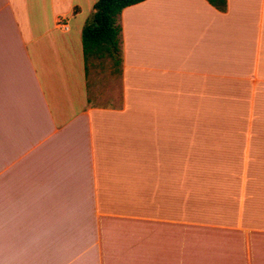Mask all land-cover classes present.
Instances as JSON below:
<instances>
[{
    "label": "crops",
    "instance_id": "0c3cea01",
    "mask_svg": "<svg viewBox=\"0 0 264 264\" xmlns=\"http://www.w3.org/2000/svg\"><path fill=\"white\" fill-rule=\"evenodd\" d=\"M96 1L0 0V264H264V0L126 6L111 69Z\"/></svg>",
    "mask_w": 264,
    "mask_h": 264
},
{
    "label": "trees",
    "instance_id": "16d2710c",
    "mask_svg": "<svg viewBox=\"0 0 264 264\" xmlns=\"http://www.w3.org/2000/svg\"><path fill=\"white\" fill-rule=\"evenodd\" d=\"M143 0H97L94 11L87 19L82 29L84 55L104 51L120 63L121 25L119 15L121 10L129 5ZM220 11L226 9L227 0H207Z\"/></svg>",
    "mask_w": 264,
    "mask_h": 264
},
{
    "label": "rangeland",
    "instance_id": "374dc122",
    "mask_svg": "<svg viewBox=\"0 0 264 264\" xmlns=\"http://www.w3.org/2000/svg\"><path fill=\"white\" fill-rule=\"evenodd\" d=\"M113 60H115V62L113 63L110 59H108L107 56L103 57L102 60V64H100V68L103 69H111L110 67L112 66V68H117V62H116V56H114ZM175 168L177 169V171L175 172H165V173H150V174H154L155 175V192L156 193H160L163 196L168 195L169 197V193L170 191H177L178 193V199L183 201V204H187V194H186V186H189L191 183L195 182V185L197 186V179L198 178V173H192V172H187V166L186 165H180V163H178L177 166H175ZM202 183H200L201 185ZM202 186V185H201ZM204 191L206 193L212 191L215 192L216 189L214 188H195L193 190L192 193H194L196 195V193L200 192L199 194H203L201 191ZM199 197V195H198ZM192 206L190 207L191 211L193 208L196 207V204L191 202ZM195 204V205H194ZM181 210H183V217H188V212H187V207H183ZM194 212L191 214H189L191 217H193ZM201 212H199V216H201Z\"/></svg>",
    "mask_w": 264,
    "mask_h": 264
}]
</instances>
